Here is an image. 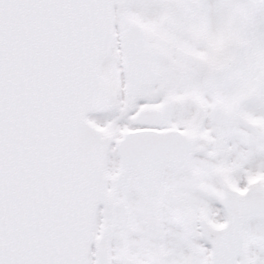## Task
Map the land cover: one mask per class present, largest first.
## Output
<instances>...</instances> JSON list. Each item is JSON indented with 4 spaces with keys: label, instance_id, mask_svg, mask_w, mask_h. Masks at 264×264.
Wrapping results in <instances>:
<instances>
[{
    "label": "snow or ice",
    "instance_id": "6c2138e0",
    "mask_svg": "<svg viewBox=\"0 0 264 264\" xmlns=\"http://www.w3.org/2000/svg\"><path fill=\"white\" fill-rule=\"evenodd\" d=\"M0 264H264V0H0Z\"/></svg>",
    "mask_w": 264,
    "mask_h": 264
}]
</instances>
